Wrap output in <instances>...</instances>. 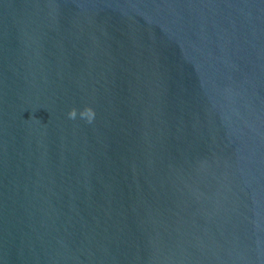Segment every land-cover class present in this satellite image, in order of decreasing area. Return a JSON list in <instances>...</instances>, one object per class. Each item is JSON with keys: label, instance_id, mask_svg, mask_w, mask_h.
Here are the masks:
<instances>
[{"label": "water", "instance_id": "water-1", "mask_svg": "<svg viewBox=\"0 0 264 264\" xmlns=\"http://www.w3.org/2000/svg\"><path fill=\"white\" fill-rule=\"evenodd\" d=\"M0 264H264V0H0Z\"/></svg>", "mask_w": 264, "mask_h": 264}]
</instances>
